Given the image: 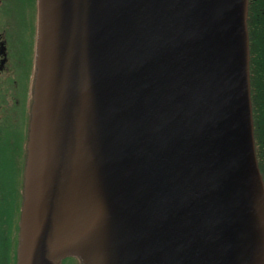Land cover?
<instances>
[{"label":"water","instance_id":"obj_1","mask_svg":"<svg viewBox=\"0 0 264 264\" xmlns=\"http://www.w3.org/2000/svg\"><path fill=\"white\" fill-rule=\"evenodd\" d=\"M248 0H37L17 264H264Z\"/></svg>","mask_w":264,"mask_h":264},{"label":"flooded vegetation","instance_id":"obj_2","mask_svg":"<svg viewBox=\"0 0 264 264\" xmlns=\"http://www.w3.org/2000/svg\"><path fill=\"white\" fill-rule=\"evenodd\" d=\"M19 9L23 0H8ZM17 1V3H15ZM4 0H0V9ZM17 9V11H19ZM247 33L249 47V85L253 121L254 147L258 170L264 187V0H248ZM14 28V24H11ZM10 29L0 31V137L5 133L8 140L0 141V155L11 137L27 133L30 110V85L28 62L21 56L14 57V48L20 45L11 40ZM25 85H28L25 89ZM11 123H8V122ZM4 122V123H3ZM16 122V123H13ZM17 126V129L15 128ZM11 131H6L7 129ZM19 129V131H18ZM23 137V136H22ZM24 139V137H23ZM19 145V149H23ZM8 146V150H9ZM14 149L15 142L11 144Z\"/></svg>","mask_w":264,"mask_h":264},{"label":"rangeland","instance_id":"obj_3","mask_svg":"<svg viewBox=\"0 0 264 264\" xmlns=\"http://www.w3.org/2000/svg\"><path fill=\"white\" fill-rule=\"evenodd\" d=\"M1 6L0 31H5L7 27L10 29L8 32L11 34L9 38L20 43L14 48V57L21 56L22 60L23 58L26 59L28 74L32 82L36 38V2L35 0H23L18 9L16 5L13 7L10 1L4 0ZM11 24L16 27L13 28ZM27 86L25 85V89ZM29 89H31V85ZM15 128L17 129V126ZM6 131L11 130L7 129ZM25 139L26 131L24 135L15 134L14 138H11L10 146L6 144L4 153L0 155V264H16L18 222L21 206V177L23 176L21 165L23 153L18 146L23 145ZM5 140H8V136L4 133L0 137V141L4 142ZM13 142L16 144L14 149L11 147ZM60 264L80 263L76 258H65Z\"/></svg>","mask_w":264,"mask_h":264}]
</instances>
